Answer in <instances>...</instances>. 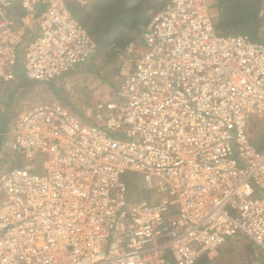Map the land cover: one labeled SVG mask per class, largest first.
<instances>
[{
    "label": "built area",
    "instance_id": "2783aa9c",
    "mask_svg": "<svg viewBox=\"0 0 264 264\" xmlns=\"http://www.w3.org/2000/svg\"><path fill=\"white\" fill-rule=\"evenodd\" d=\"M69 1L0 0V98L20 58L44 85L95 60ZM215 24L210 0H167L119 53L109 99L11 121L0 264H197L236 237L264 253V44Z\"/></svg>",
    "mask_w": 264,
    "mask_h": 264
},
{
    "label": "trees",
    "instance_id": "16d2710c",
    "mask_svg": "<svg viewBox=\"0 0 264 264\" xmlns=\"http://www.w3.org/2000/svg\"><path fill=\"white\" fill-rule=\"evenodd\" d=\"M167 0H89L86 7L68 2L72 16L86 30L96 45L95 60L88 66L91 73L95 68H105L118 61L119 53L147 26ZM215 30L221 35L245 34L252 40L264 44V0H215ZM264 33V32H263ZM96 66V67H95ZM116 72L119 73L118 66ZM31 84L18 71L16 80L9 85L0 98V107L10 105L15 94ZM54 92L56 93V88ZM11 112L0 110V146L11 123ZM254 145L264 148L261 140Z\"/></svg>",
    "mask_w": 264,
    "mask_h": 264
},
{
    "label": "rangeland",
    "instance_id": "374dc122",
    "mask_svg": "<svg viewBox=\"0 0 264 264\" xmlns=\"http://www.w3.org/2000/svg\"><path fill=\"white\" fill-rule=\"evenodd\" d=\"M210 3L212 13L216 16L215 0H210ZM263 32L261 38H264ZM21 62L20 58L17 65L18 71L22 70ZM117 66L118 61L115 65L111 64L103 69L95 68V73H91L86 66L59 80L57 84L31 83L27 87L25 86L26 88H21L15 94L10 105H2L0 110L10 111V118L13 120L29 107L49 98H55L80 115L84 107L93 106L96 102L107 100L112 96L119 81V74L116 72ZM52 86L56 88V93ZM5 89H1L2 94ZM255 122L253 131L256 134L264 132V125L259 121L255 120ZM3 163L7 167L10 166L6 159L3 160ZM155 200L157 201L158 198L155 197ZM206 264H264V253L245 239L236 237L228 240Z\"/></svg>",
    "mask_w": 264,
    "mask_h": 264
},
{
    "label": "crops",
    "instance_id": "0c3cea01",
    "mask_svg": "<svg viewBox=\"0 0 264 264\" xmlns=\"http://www.w3.org/2000/svg\"><path fill=\"white\" fill-rule=\"evenodd\" d=\"M264 12V11H263ZM263 12H262V14H263ZM212 257V256H211ZM211 257H209V258H203V259H201L200 261H198L197 262V264L199 263V264H206L207 262H209L210 260H211Z\"/></svg>",
    "mask_w": 264,
    "mask_h": 264
}]
</instances>
